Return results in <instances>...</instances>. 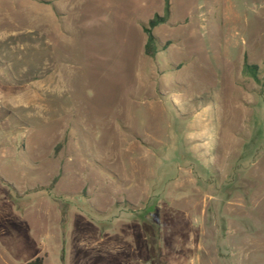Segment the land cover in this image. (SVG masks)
I'll list each match as a JSON object with an SVG mask.
<instances>
[{"label": "rangeland", "instance_id": "rangeland-1", "mask_svg": "<svg viewBox=\"0 0 264 264\" xmlns=\"http://www.w3.org/2000/svg\"><path fill=\"white\" fill-rule=\"evenodd\" d=\"M166 2L0 0V264H264V0Z\"/></svg>", "mask_w": 264, "mask_h": 264}, {"label": "trees", "instance_id": "trees-1", "mask_svg": "<svg viewBox=\"0 0 264 264\" xmlns=\"http://www.w3.org/2000/svg\"><path fill=\"white\" fill-rule=\"evenodd\" d=\"M167 0H165V8H164V16L158 17L154 15L153 18L149 19L146 24L141 25V30L146 37V41L143 46V54L146 57H153V55L157 52V40L155 36L152 34L151 29L154 28L156 25L163 21V18L168 15L167 10ZM264 66V63H263ZM242 73L246 76L251 77L255 81H258V71L257 66L253 63H249L247 61L246 55H243V62H242ZM261 78L264 80V70ZM24 264H45L44 263V256H36L31 260L25 262Z\"/></svg>", "mask_w": 264, "mask_h": 264}, {"label": "crops", "instance_id": "crops-1", "mask_svg": "<svg viewBox=\"0 0 264 264\" xmlns=\"http://www.w3.org/2000/svg\"><path fill=\"white\" fill-rule=\"evenodd\" d=\"M46 263H47V261H46ZM48 264V263H47Z\"/></svg>", "mask_w": 264, "mask_h": 264}]
</instances>
